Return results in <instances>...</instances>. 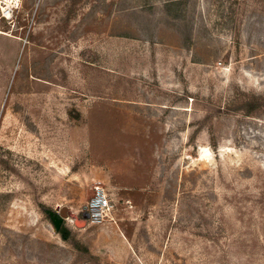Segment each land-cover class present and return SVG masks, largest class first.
<instances>
[{"label":"rangeland","instance_id":"obj_1","mask_svg":"<svg viewBox=\"0 0 264 264\" xmlns=\"http://www.w3.org/2000/svg\"><path fill=\"white\" fill-rule=\"evenodd\" d=\"M251 94L264 0H0V264H264Z\"/></svg>","mask_w":264,"mask_h":264},{"label":"built area","instance_id":"obj_2","mask_svg":"<svg viewBox=\"0 0 264 264\" xmlns=\"http://www.w3.org/2000/svg\"><path fill=\"white\" fill-rule=\"evenodd\" d=\"M95 190V194L87 204V221L91 224H101L109 216L113 204L103 186L97 185Z\"/></svg>","mask_w":264,"mask_h":264},{"label":"trees","instance_id":"obj_3","mask_svg":"<svg viewBox=\"0 0 264 264\" xmlns=\"http://www.w3.org/2000/svg\"><path fill=\"white\" fill-rule=\"evenodd\" d=\"M263 105H264V98H262L260 96H256L254 94H251L248 98H245L242 102H240L238 104V106H236V109H243V111L246 115H251L252 113H254L257 109H259ZM62 229H64V228H62ZM60 230L61 229H59L58 231H60ZM65 231H67L69 233V231L67 229H65ZM61 232H63V231L61 230ZM73 243L76 246V248L78 249L79 253L84 252L86 254L88 253L87 255H90L88 248L84 244H81L80 242H76V241H74ZM86 259H93V257L87 256ZM90 261H92V260H90Z\"/></svg>","mask_w":264,"mask_h":264},{"label":"water","instance_id":"obj_4","mask_svg":"<svg viewBox=\"0 0 264 264\" xmlns=\"http://www.w3.org/2000/svg\"><path fill=\"white\" fill-rule=\"evenodd\" d=\"M52 221L56 227L57 230L60 229L62 223L65 220L70 219L73 221L77 226H82L81 224H87L88 214L85 212L82 216L76 214L73 212L69 207L63 206L60 208H57L56 212L52 213Z\"/></svg>","mask_w":264,"mask_h":264},{"label":"bare ground","instance_id":"obj_5","mask_svg":"<svg viewBox=\"0 0 264 264\" xmlns=\"http://www.w3.org/2000/svg\"><path fill=\"white\" fill-rule=\"evenodd\" d=\"M210 155V150L209 149H207V148H204V156L206 157H208Z\"/></svg>","mask_w":264,"mask_h":264},{"label":"flooded vegetation","instance_id":"obj_6","mask_svg":"<svg viewBox=\"0 0 264 264\" xmlns=\"http://www.w3.org/2000/svg\"><path fill=\"white\" fill-rule=\"evenodd\" d=\"M61 227H63V223H62ZM61 230H62L63 232H65V229H62V228H61Z\"/></svg>","mask_w":264,"mask_h":264}]
</instances>
